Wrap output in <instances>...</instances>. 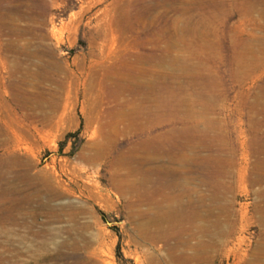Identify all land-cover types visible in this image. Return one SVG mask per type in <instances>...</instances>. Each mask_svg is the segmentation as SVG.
I'll list each match as a JSON object with an SVG mask.
<instances>
[{
	"label": "rangeland",
	"instance_id": "1",
	"mask_svg": "<svg viewBox=\"0 0 264 264\" xmlns=\"http://www.w3.org/2000/svg\"><path fill=\"white\" fill-rule=\"evenodd\" d=\"M139 83L156 85L159 104ZM175 131L191 132L184 153L169 151ZM143 141L165 143L157 167L221 206L219 230L207 209L192 222L154 216L174 191L161 183L141 199L119 189L108 163L144 154ZM263 193L264 0H0V264H264ZM149 196L151 222L136 208Z\"/></svg>",
	"mask_w": 264,
	"mask_h": 264
},
{
	"label": "bare ground",
	"instance_id": "2",
	"mask_svg": "<svg viewBox=\"0 0 264 264\" xmlns=\"http://www.w3.org/2000/svg\"><path fill=\"white\" fill-rule=\"evenodd\" d=\"M255 65H256V60H254V57H253L251 59V61H250V65H248L246 69H248L249 67L253 68ZM140 84H142V85H140ZM139 85H140V89H139L138 92L142 93L143 102L144 103H150L149 105L153 104L155 106L158 102H160L159 95L157 94V90L155 89V87H156L155 84L151 83V84L146 85V84H143V83H139ZM137 86H138V83H137ZM130 89H132V88L130 87ZM184 89H185V87L182 86V85H181V87H178V86L175 87L174 86L171 94L175 95L176 92H178V90L182 91ZM134 93H132V94L134 95ZM171 98L172 97L170 96V98L168 99V102L172 101ZM117 99H118V97H117ZM126 103H128V102H126ZM168 104L172 106V108L174 109L175 112H182L183 111V112H186V113H190L191 107L184 106L181 100L179 102L176 101L175 104H172V102H170ZM131 107H132V105H131ZM159 108H161V107H159ZM129 110H131V109H129ZM142 111L148 115V118H151L152 115L155 114L152 110L150 112H148L147 109H145V108L142 109ZM123 113H124V111H123ZM184 115H186V114H184ZM154 118H156V117H152L151 119L154 120ZM116 125L117 124H115L114 126H116ZM140 127H142V126L140 125ZM113 129H115V128H113ZM139 130H141V129H139ZM209 130L207 132L210 133ZM190 133H191L190 131H175L173 133L174 138H175V142L171 146H169V151L171 153L176 152V151H178L179 153H180V151H182L184 153L186 151L187 147H189V144L192 142V140L189 139V137H188V135ZM217 140H219V139H217ZM217 140H214V141L212 140L209 143V150H210V147H213L215 145V141H217ZM222 141H224V140H222ZM217 142L220 143V141H217ZM99 145H100V143H99ZM101 146H102V144H101ZM114 147L118 148L117 146H112V145L111 146H104L102 149L100 148L97 151H95L96 155L94 157H92V158L88 157L86 159L84 158V160L89 165H94L95 166L102 159H107L106 158L107 156L110 157L111 156L110 152L112 150H114ZM143 148H144V154H142V155H137V154H134V153L132 155H130V156H128V155L127 156L120 155V156H118V159L108 163L109 168H110L108 173L110 174V177L113 178V177L117 176L119 178V181H120L119 184H118L119 189L123 193H128L129 192V193H132L134 195H137V197L139 199H141L143 197L144 192H146V191H148L149 189H152V188H154L156 190L157 188L160 187V183H161V184L164 185V187L172 188L174 191H173L172 194H169V195L165 196L166 201H168L170 204L164 209L154 210V216H158V215H162V216H165V215H172L173 216L174 215L175 216L176 215L180 221H188V222L190 221V222H192V221H195L196 219H198L200 217V215H202V211L203 210L205 211L207 209V219L209 221L208 223H210V226H214L215 225L216 227H218V230H219V224H218L217 220L212 221V218L214 216L213 212H212V209H218L220 205H216V206H218V208H215L212 205L211 206L208 205L207 207H205L204 201L202 199L195 200L193 198L192 189L188 186V183H185V182L181 181V177H180L181 173L179 171H173L171 173L168 170L167 171L160 170L159 167H157V165L161 164V162H160L161 156L164 155V153L166 152L165 151V148H166L165 143H160L159 142L158 144H155V143L152 144L150 141H148V142L143 141ZM178 148H180V149H178ZM224 148H225V144L222 145V149H224ZM206 150L209 151L208 148H206ZM179 153H176L177 156L173 159L174 165L176 164V165H180L181 167H188L190 165L188 158H186L184 155H180ZM209 159L211 161H216V160H219L220 158L216 159V158H213V157H209ZM220 162H222V161H220ZM220 164H222V163H220ZM209 165H212V164H209ZM223 165L226 166V163L225 164L223 163ZM147 166H149V167L147 168ZM114 168L116 170L113 171ZM228 169H229V167H228ZM124 170H125V173L124 174H120ZM126 171H127V173H126ZM213 171H216V172H209V174L211 176V181H212V179H215V177H216L215 174H218L219 169L217 168L216 170H213ZM38 175L39 174H37V176ZM42 175L43 174H41V176ZM170 176H173V177L170 178ZM38 177L40 178V175ZM45 177H46V175H45ZM51 179H52V181L45 179L48 182H47V187H46L47 201L44 204V207L46 209H48V210H52L53 209L52 208L53 206H51V202L53 200H55L58 196H60V194L57 193V191H56L57 190V186H55V184H57V182H55L53 180V178H51ZM211 184L214 185V183H211ZM258 185L260 186L261 182H259ZM164 187L162 186V188H164ZM216 187L217 186L214 185V190L217 189ZM152 194H155V193H152ZM218 195H221V194L218 193ZM217 199H218V197H212L211 198V200H217ZM155 201H156L155 197L149 196L145 200V202L141 203V205H139V204L136 205L137 212L139 213V215H141L142 217H147L148 218L147 219L148 222H151V221H154V220L150 219L147 215L143 214L141 212V210H140V207L144 203H147L149 205H154ZM29 202H30L29 200H26L25 202L22 203V205L19 203L17 205V209L21 210L24 207V205L28 204ZM172 203H175V204L172 205ZM54 207H56V206H54ZM256 208H257L256 210L258 212H260L261 215H263L262 223L264 224V203H263L262 206H258ZM221 210H222V208H221ZM147 220H146V224L142 223L141 226L145 227L147 225ZM3 234H6V233H3Z\"/></svg>",
	"mask_w": 264,
	"mask_h": 264
}]
</instances>
